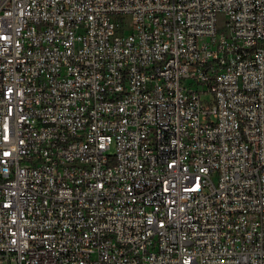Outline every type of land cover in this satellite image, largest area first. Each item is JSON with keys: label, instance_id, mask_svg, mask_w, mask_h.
<instances>
[{"label": "built area", "instance_id": "1", "mask_svg": "<svg viewBox=\"0 0 264 264\" xmlns=\"http://www.w3.org/2000/svg\"><path fill=\"white\" fill-rule=\"evenodd\" d=\"M0 264H264V0H0Z\"/></svg>", "mask_w": 264, "mask_h": 264}, {"label": "rangeland", "instance_id": "2", "mask_svg": "<svg viewBox=\"0 0 264 264\" xmlns=\"http://www.w3.org/2000/svg\"><path fill=\"white\" fill-rule=\"evenodd\" d=\"M211 97H212V95L211 94H208L206 98L207 99H210Z\"/></svg>", "mask_w": 264, "mask_h": 264}]
</instances>
